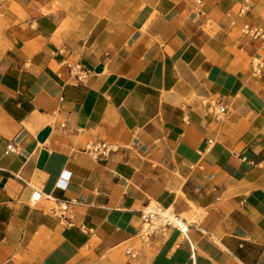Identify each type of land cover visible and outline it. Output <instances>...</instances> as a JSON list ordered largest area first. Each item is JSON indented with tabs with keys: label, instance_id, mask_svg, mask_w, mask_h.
<instances>
[{
	"label": "crops",
	"instance_id": "1",
	"mask_svg": "<svg viewBox=\"0 0 264 264\" xmlns=\"http://www.w3.org/2000/svg\"><path fill=\"white\" fill-rule=\"evenodd\" d=\"M245 26L264 29V0L0 2V264H264V50ZM151 206L189 241L143 245Z\"/></svg>",
	"mask_w": 264,
	"mask_h": 264
},
{
	"label": "built area",
	"instance_id": "2",
	"mask_svg": "<svg viewBox=\"0 0 264 264\" xmlns=\"http://www.w3.org/2000/svg\"><path fill=\"white\" fill-rule=\"evenodd\" d=\"M13 0H0V2H10ZM244 11H241L243 14ZM243 33L254 41H257L261 44V48L264 50V29L261 28H250L245 26ZM70 73L76 78L77 81L83 82L89 77V72L81 67L80 65L70 66ZM264 69V55L260 58H256L252 63V71L255 77H260ZM219 114L225 113V108L219 107ZM64 127V126H63ZM117 151V146L108 143H93L88 144L84 149L85 153L90 154L91 156L107 160L110 156ZM13 152V145L7 147V152ZM43 199L42 193L36 190L31 196V202L37 203ZM70 203H61L58 205L57 209L54 210V214H59V216L64 217V213L67 212ZM141 228L139 231V239L143 245H148L153 239L157 236L164 235L168 230L175 229L178 230L181 236L188 240V231L189 226L184 224L177 216L174 214L158 207L151 206L146 208L142 212L141 216ZM127 255L131 258H135L136 255L132 251L128 250Z\"/></svg>",
	"mask_w": 264,
	"mask_h": 264
}]
</instances>
